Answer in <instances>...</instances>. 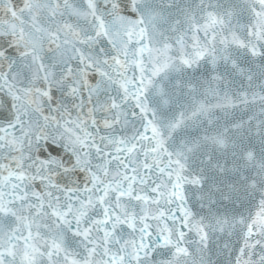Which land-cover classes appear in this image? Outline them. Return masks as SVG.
<instances>
[{"label":"snow or ice","instance_id":"1","mask_svg":"<svg viewBox=\"0 0 264 264\" xmlns=\"http://www.w3.org/2000/svg\"><path fill=\"white\" fill-rule=\"evenodd\" d=\"M0 264H264V0H0Z\"/></svg>","mask_w":264,"mask_h":264}]
</instances>
